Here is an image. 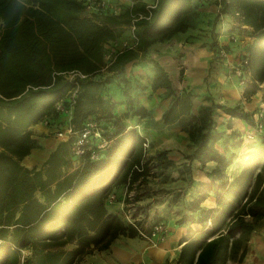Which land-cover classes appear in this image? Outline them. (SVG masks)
<instances>
[{
    "label": "trees",
    "instance_id": "obj_1",
    "mask_svg": "<svg viewBox=\"0 0 264 264\" xmlns=\"http://www.w3.org/2000/svg\"><path fill=\"white\" fill-rule=\"evenodd\" d=\"M203 1H213L220 15L235 17L251 28L243 67H249L250 87H257L264 81V0H153L155 6L149 10L151 3L136 0L120 13L114 11L113 1L92 0L106 5L90 15L86 14L90 0H0V264H79L94 251L109 249L120 237L140 236L141 224L123 223L108 210L106 199L114 188L126 182L132 187L147 175L148 167L136 169L146 139L137 129L112 120L115 103L105 94L106 80L94 74L106 66L104 45L117 41L124 29L134 26L136 47L118 52L105 67L122 75L129 63L145 61L154 44L185 33L197 3ZM213 43L217 46L216 40ZM149 61L155 71L151 91L164 88L166 96L173 97L162 122L194 120L192 94L175 95L164 67ZM70 72L85 77L70 80ZM75 90L72 130L95 120L110 146L98 160L83 159L71 170L70 138L61 141L39 168H26L22 160L36 146L29 128L63 116L56 105L67 103ZM129 109L133 116L148 113L143 106ZM225 113L251 124L239 106L225 108ZM198 120V127L193 123L184 129L195 141L190 158L216 164L191 202V213L179 220L197 228L189 226L180 240L175 264L241 262L251 235L264 221V164L252 172L259 163L247 160L229 180L225 170L231 161L214 145L222 132L212 126L211 107H203ZM236 135L232 129L230 136ZM205 201L213 206H203ZM23 251L29 254L24 256Z\"/></svg>",
    "mask_w": 264,
    "mask_h": 264
},
{
    "label": "rangeland",
    "instance_id": "obj_2",
    "mask_svg": "<svg viewBox=\"0 0 264 264\" xmlns=\"http://www.w3.org/2000/svg\"><path fill=\"white\" fill-rule=\"evenodd\" d=\"M90 1L89 11H86L88 15L96 9L95 4ZM109 2L113 3L114 11L120 13L136 0ZM218 12L219 8L213 1L198 2L187 31L154 44L145 61L129 63L123 75L109 71L104 66L94 74L96 79L106 80L105 94L115 103L111 112L112 120H119L127 129H137L146 139L139 169L142 171L144 166L148 167L147 175L132 187L127 182L120 185L125 187L120 196L113 189L106 199V205L108 210H115L117 215L120 214L123 223H140L138 238L153 247H161V243L168 240L180 244L189 226L197 228L194 224L181 225L179 220L191 213V202L199 192L201 183L208 182V174L216 164L213 161L202 164L190 158L196 146L187 131L193 123L198 127V115L203 107H211L212 126L222 132L214 145L231 161L225 170L229 180L241 172L247 160L254 159L253 163H259V168H254L252 172L259 171L264 164V81L255 88L250 87L252 83L249 67H243L247 65V57L244 55L245 48L251 41V30L242 26L235 17L220 15ZM132 40L131 29H124L117 41L104 45L103 63H106L105 55L108 51L127 49L133 43ZM214 40L217 41V46L214 45ZM149 59L158 61L167 71L175 95L183 91L192 94L194 120L189 118L182 124L179 121L171 124L162 122V113L173 97H167L164 88L151 91V79L155 71ZM131 105L143 106L147 115L133 116L129 109ZM234 106H239L248 113L251 124L230 119L225 108ZM63 117L66 123L67 118ZM42 122L46 128L51 125L49 120ZM232 129L238 134L233 138L230 136ZM52 131H47L46 134L43 129L45 135L42 136L61 140L55 136L54 129ZM240 139L241 144L236 145V141ZM202 205L213 206L209 201ZM156 219L161 220L158 223L162 224L164 234L152 239L149 237L152 226L157 224L154 221ZM141 233L145 235L142 236ZM263 248L264 221L258 231L251 235L244 259L241 262L228 260V264L260 261L262 259L253 258V252L254 249L260 252ZM260 253L264 259V254ZM28 254L29 252L23 251L24 256ZM85 257L81 261L83 264H93L86 261Z\"/></svg>",
    "mask_w": 264,
    "mask_h": 264
},
{
    "label": "crops",
    "instance_id": "obj_3",
    "mask_svg": "<svg viewBox=\"0 0 264 264\" xmlns=\"http://www.w3.org/2000/svg\"><path fill=\"white\" fill-rule=\"evenodd\" d=\"M249 28V27H247ZM251 30V28H249ZM65 122L63 116H60L57 120H51V125L47 128L43 125V122H39L29 128L32 133V138L36 142V146L31 149L30 153L24 157L22 160V165L28 169L39 168L43 162L48 158L50 153L54 151L58 144L63 140L49 139L43 134L44 129L46 134L53 132L52 130L57 127V124ZM47 130H46V129ZM42 132V133H41ZM72 163L75 168L76 163L74 157L72 158ZM124 186H118L114 188L113 192L117 193L119 196L124 192ZM109 208V207H108ZM115 213V210H109ZM120 216V214H118ZM255 238V236H254ZM161 247L150 246L144 240L140 238H125L122 237L117 239L109 249L104 251H94L85 257L86 261H91L93 264H138L144 262V264H175L178 257L179 249L181 245L179 242L176 244L174 240L164 241L160 245ZM264 254L263 250H259ZM254 249L253 258L262 259L257 262H246L244 264H264V259L261 253ZM257 254V256H255ZM229 261L227 262V264ZM81 264H83L81 262Z\"/></svg>",
    "mask_w": 264,
    "mask_h": 264
},
{
    "label": "built area",
    "instance_id": "obj_4",
    "mask_svg": "<svg viewBox=\"0 0 264 264\" xmlns=\"http://www.w3.org/2000/svg\"><path fill=\"white\" fill-rule=\"evenodd\" d=\"M106 2H101V4L95 5V7H102L105 6ZM90 6V5H89ZM155 6V2L151 3L147 6V9L153 8ZM132 31L134 29V26L131 27ZM136 37L133 35V43L127 47L129 48H135L136 47ZM125 50V49H124ZM120 52L117 50H110L105 55L106 60V68L114 61L116 54ZM70 80H73L76 76H79L81 78L85 77V75L77 72H70L67 74ZM75 93L76 90L73 91L69 97L66 98L67 103H64V101L59 102L56 105V110L61 113V115L66 116L67 120L66 123H59L57 124V127L54 129V134L56 137L60 138L63 141H66L70 138L73 139L72 141V155L76 159L77 164H82L83 159L88 160H98L101 156V153L104 152L109 146L110 142L107 141L102 136V131L99 127V124L97 121L89 119L87 120L81 130L79 131H73L69 122L72 117V107L75 101ZM46 124H48V121H45ZM139 171L141 169L137 168ZM127 217V216H126ZM129 217V216H128ZM133 217L132 214L130 216ZM129 222H132L130 220ZM164 229L162 224L157 223L156 225L152 226L151 228V235L149 238L156 239L163 235ZM142 236L145 234L141 233Z\"/></svg>",
    "mask_w": 264,
    "mask_h": 264
}]
</instances>
